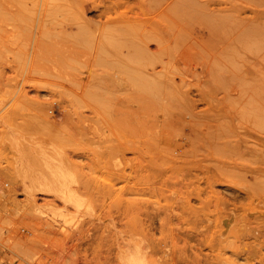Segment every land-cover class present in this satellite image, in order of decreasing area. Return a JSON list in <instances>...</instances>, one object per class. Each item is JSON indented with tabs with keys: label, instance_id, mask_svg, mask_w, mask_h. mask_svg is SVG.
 <instances>
[{
	"label": "rangeland",
	"instance_id": "rangeland-1",
	"mask_svg": "<svg viewBox=\"0 0 264 264\" xmlns=\"http://www.w3.org/2000/svg\"><path fill=\"white\" fill-rule=\"evenodd\" d=\"M0 262L264 264V0H0Z\"/></svg>",
	"mask_w": 264,
	"mask_h": 264
},
{
	"label": "built area",
	"instance_id": "built-area-1",
	"mask_svg": "<svg viewBox=\"0 0 264 264\" xmlns=\"http://www.w3.org/2000/svg\"><path fill=\"white\" fill-rule=\"evenodd\" d=\"M0 264H8L7 262H0Z\"/></svg>",
	"mask_w": 264,
	"mask_h": 264
},
{
	"label": "bare ground",
	"instance_id": "bare-ground-1",
	"mask_svg": "<svg viewBox=\"0 0 264 264\" xmlns=\"http://www.w3.org/2000/svg\"><path fill=\"white\" fill-rule=\"evenodd\" d=\"M189 206V205H188Z\"/></svg>",
	"mask_w": 264,
	"mask_h": 264
}]
</instances>
